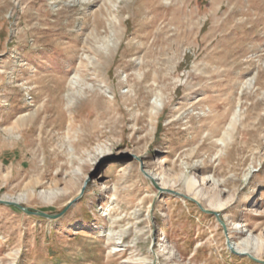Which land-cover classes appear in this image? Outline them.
Masks as SVG:
<instances>
[{"label": "rangeland", "instance_id": "1", "mask_svg": "<svg viewBox=\"0 0 264 264\" xmlns=\"http://www.w3.org/2000/svg\"><path fill=\"white\" fill-rule=\"evenodd\" d=\"M0 32V200L71 203H0V264H261L218 218L264 239V0H0Z\"/></svg>", "mask_w": 264, "mask_h": 264}, {"label": "bare ground", "instance_id": "2", "mask_svg": "<svg viewBox=\"0 0 264 264\" xmlns=\"http://www.w3.org/2000/svg\"><path fill=\"white\" fill-rule=\"evenodd\" d=\"M156 1H158V0H156ZM109 42H110V38L107 40V43H109ZM69 84L70 85L66 89L67 94L65 96V98L67 97L66 98L67 100H69V99L71 100L72 97L74 96L73 93H75L74 87H73L74 86V82L71 80V82ZM81 87L82 86L78 87L77 92H80V91L83 90V88H81ZM222 137H223V140L226 139L225 134ZM109 149L110 148H103L102 147V148H99L97 151H99V154H105V153H107L109 151ZM99 156L100 155H98L95 158V160ZM148 173L154 179H156V180L159 179L162 187L168 186L170 182H171V185H174V184H176V181L180 178L179 176H175V177H172V178H169V179L168 178L165 179L163 177H160L159 178V175L156 174V173H154V172H152V171L151 172H148ZM251 173H252V170H250V169L247 170L244 173V177L245 178H248ZM208 178H209L210 182L212 184H214V185H217L219 183V181H217L211 175H208ZM199 183H200L199 180L195 179L194 177H188V179L185 181V190H186L187 193H190V195H192V198L193 199H196L197 201L201 202L200 195H201L202 189H201ZM29 193L31 195H33L34 194V191H30ZM54 194H52V195L54 196ZM212 194L213 195L210 196V199L208 201V203H209L208 208L211 209L212 211L218 212L219 210L223 209V207L225 205L227 206L228 202L230 201V199L227 198V197H225V198L220 197V195L217 192H215V191L212 192ZM221 194H223V193L221 192ZM14 201L20 202V198L14 199ZM229 244L230 245L228 247L229 248L232 247L238 253H241V254H243V253H252L253 255H259L260 252H261V250H262V248H263V246H264V239L263 238H260V237H253L252 232L251 231H248V234H247L246 237L241 238L238 241H235V240L232 241V240H230V243Z\"/></svg>", "mask_w": 264, "mask_h": 264}, {"label": "water", "instance_id": "3", "mask_svg": "<svg viewBox=\"0 0 264 264\" xmlns=\"http://www.w3.org/2000/svg\"><path fill=\"white\" fill-rule=\"evenodd\" d=\"M141 171L143 172V174L151 181V183L153 184V186L158 189V190H166L162 187H160L159 185H157L156 183V179H154L152 176H150V174L148 172H146L145 170L141 169ZM174 194H177V195H182L181 193L179 192H175V191H172ZM184 196V195H182ZM188 199L194 201L198 207L206 212V213H210V214H213L215 215L217 218H218V213L216 211H212L211 209H205L201 206V204L196 200V199H193L192 197H187ZM0 203H3V204H11L15 207H17L18 209H20L21 211L27 213V214H37V215H40V216H43V217H46L48 219H55L59 216H61L63 214V212H65V210L70 206L71 203H69L65 209L63 211H61L60 213H57V214H47V213H44L42 211H39V210H35V209H30V208H27V207H24L22 205L19 204V202H16V201H7V200H0ZM218 221L220 222V224L222 225L223 229H224V232H225V235H226V244L227 246H229L230 244V239L229 237L227 236V231H226V227H225V224L221 221V219L218 218ZM230 251H232L233 253L235 254H238V255H244L246 257H248L249 259L255 261V262H258V263H261V264H264V261L263 260H260L258 259L257 257H255V255H253L252 253H238L236 252L232 247L229 248Z\"/></svg>", "mask_w": 264, "mask_h": 264}]
</instances>
